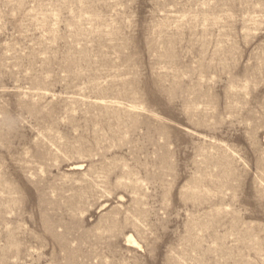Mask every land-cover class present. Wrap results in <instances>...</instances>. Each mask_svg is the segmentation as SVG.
Wrapping results in <instances>:
<instances>
[{"label":"rangeland","instance_id":"374dc122","mask_svg":"<svg viewBox=\"0 0 264 264\" xmlns=\"http://www.w3.org/2000/svg\"><path fill=\"white\" fill-rule=\"evenodd\" d=\"M0 264H264V0H0Z\"/></svg>","mask_w":264,"mask_h":264},{"label":"bare ground","instance_id":"6f19581e","mask_svg":"<svg viewBox=\"0 0 264 264\" xmlns=\"http://www.w3.org/2000/svg\"><path fill=\"white\" fill-rule=\"evenodd\" d=\"M132 242V241H131Z\"/></svg>","mask_w":264,"mask_h":264}]
</instances>
